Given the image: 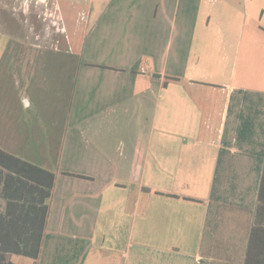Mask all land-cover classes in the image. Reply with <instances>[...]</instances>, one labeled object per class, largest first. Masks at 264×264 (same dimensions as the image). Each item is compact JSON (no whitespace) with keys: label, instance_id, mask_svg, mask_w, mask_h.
<instances>
[{"label":"crops","instance_id":"crops-1","mask_svg":"<svg viewBox=\"0 0 264 264\" xmlns=\"http://www.w3.org/2000/svg\"><path fill=\"white\" fill-rule=\"evenodd\" d=\"M0 5L38 29L31 42L0 14V149L55 175L39 257L10 262L244 264L264 171V4ZM48 16L66 27L46 45Z\"/></svg>","mask_w":264,"mask_h":264},{"label":"trees","instance_id":"trees-1","mask_svg":"<svg viewBox=\"0 0 264 264\" xmlns=\"http://www.w3.org/2000/svg\"><path fill=\"white\" fill-rule=\"evenodd\" d=\"M54 180L53 172L0 149V264H13L10 254L39 257ZM244 264H264V171Z\"/></svg>","mask_w":264,"mask_h":264},{"label":"rangeland","instance_id":"rangeland-1","mask_svg":"<svg viewBox=\"0 0 264 264\" xmlns=\"http://www.w3.org/2000/svg\"><path fill=\"white\" fill-rule=\"evenodd\" d=\"M257 4L261 5L264 4V0H257ZM7 5V4H4ZM24 6V4H23ZM1 7V5H0ZM0 14H2L4 17H6V22H4V24L6 26H8L9 28L13 27L15 29H18V31H23V28H27V32L30 33V41L31 42H37V40H35V36H37L35 34V30H38L37 27L35 26L34 20L33 19H21L22 18V13H16V11H0ZM14 14L17 15V17H14ZM1 21V19H0ZM37 21V20H35ZM40 21V26H41V30H42V35L44 37H41V41L43 42V40L46 38L45 43L46 45H49L50 43H54L55 40L58 38V28L54 29V26H58L61 30H64V28L66 27L64 24V20L60 17L58 18H53V17H47V18H42L39 19ZM54 22H56V24H53ZM4 24H0V25H4ZM12 29V28H11ZM69 31V30H68ZM6 37H9L8 35H2L0 32V46L1 43L6 44L7 43V39ZM9 42L11 43V40H9ZM53 51V50H51ZM29 54V53H27ZM55 55L53 53H51L50 55H48V57L50 58H60L61 56ZM11 61V58L9 56H7V51L5 50H0V92H4L6 93V91H8L9 86H7L9 83H7V80L5 77L6 75V65L10 64L8 62ZM10 66V65H9ZM10 68V67H9ZM16 97L18 99H21V95H19L18 93H16ZM22 104H19V106H21Z\"/></svg>","mask_w":264,"mask_h":264}]
</instances>
